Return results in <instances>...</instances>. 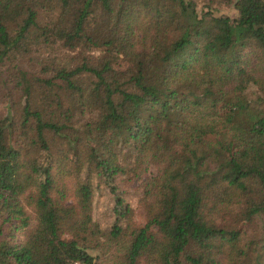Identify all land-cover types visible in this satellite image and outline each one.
<instances>
[{
	"label": "trees",
	"instance_id": "1",
	"mask_svg": "<svg viewBox=\"0 0 264 264\" xmlns=\"http://www.w3.org/2000/svg\"><path fill=\"white\" fill-rule=\"evenodd\" d=\"M232 7L0 0V264H264V1ZM104 136L148 172L141 224ZM54 164L84 165L71 195ZM91 173L113 195L105 232Z\"/></svg>",
	"mask_w": 264,
	"mask_h": 264
},
{
	"label": "rangeland",
	"instance_id": "2",
	"mask_svg": "<svg viewBox=\"0 0 264 264\" xmlns=\"http://www.w3.org/2000/svg\"><path fill=\"white\" fill-rule=\"evenodd\" d=\"M197 4V8L202 7V3H208V7L212 9L214 14H224L229 17L235 16V10L232 7L233 0H194ZM36 61L32 60L29 65L30 70H33L35 66L33 65ZM4 102L2 99L0 100V114H4ZM209 140L219 142L221 138H223L222 132L220 134H215L207 137ZM15 137H12L11 140H15ZM10 140V142H11ZM99 143L108 147L111 150H114L118 154V158L120 159V163L125 167L126 171L122 174H118L116 176L115 182L117 187V193L121 196L125 202L129 204L133 213V220L137 224H141L143 221L142 212L139 207V198H140V189L138 187L139 182L142 180L144 176L148 175V172L144 174H140L137 177L131 176L130 171L128 169L131 167V159H130V151L123 147L120 148L118 145H109L106 140V137H102L99 140ZM218 146V143H215ZM114 146V147H112ZM61 149V151H59ZM52 156L55 160L56 157L62 154H65L64 160L67 166L73 167L74 158H75V148L65 142V140H54L51 146ZM55 157V158H54ZM53 170L56 172L54 174L55 181L57 185L63 188L65 194L67 196L72 194V189L77 181H82L86 175V169L84 165L80 168V170L75 173L69 171L68 175L60 176L58 171H56L55 164L53 166ZM91 184L93 187L92 196H91V217L92 219L99 225L101 230L104 232L108 230L113 221V195L108 192L103 183L96 178L94 174H90ZM55 184V183H54ZM77 264V263H73Z\"/></svg>",
	"mask_w": 264,
	"mask_h": 264
},
{
	"label": "built area",
	"instance_id": "3",
	"mask_svg": "<svg viewBox=\"0 0 264 264\" xmlns=\"http://www.w3.org/2000/svg\"><path fill=\"white\" fill-rule=\"evenodd\" d=\"M264 1V0H263Z\"/></svg>",
	"mask_w": 264,
	"mask_h": 264
}]
</instances>
